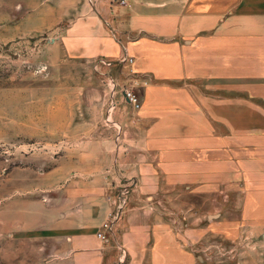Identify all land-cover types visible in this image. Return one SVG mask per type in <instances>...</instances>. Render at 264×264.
<instances>
[{
  "label": "rangeland",
  "instance_id": "1",
  "mask_svg": "<svg viewBox=\"0 0 264 264\" xmlns=\"http://www.w3.org/2000/svg\"><path fill=\"white\" fill-rule=\"evenodd\" d=\"M74 1L0 0V264H25V214L27 220L36 217L43 194L73 178L78 168L99 170L96 175L113 185L115 211L124 206L131 180L119 172L132 161L133 151L149 142L139 139L141 132H151L150 106L157 98L145 70L149 33L140 34L145 39L141 66L117 33H110V40L122 55L94 56L90 37L84 35L79 48L75 34L70 35ZM191 84L197 89L196 81ZM209 84L213 81H206L207 106L237 103L239 118L248 114V97L214 96ZM160 91L165 98V89ZM211 112L206 113L205 143H194L195 137L184 135L193 129L183 127H175L172 141L163 137L161 146L173 151L168 153L173 159L204 157L206 174L190 167L193 176L157 177L152 194L158 224L170 235L163 240L165 234L159 233L158 242L171 246L166 264H264L260 182L213 175L215 157L244 155L241 140L254 142L255 137L239 133L230 140V128L224 122L215 126ZM139 121L148 127H135ZM237 125L246 130L244 122ZM172 168L175 173L182 169L177 163ZM250 178L261 180L260 175Z\"/></svg>",
  "mask_w": 264,
  "mask_h": 264
},
{
  "label": "crops",
  "instance_id": "2",
  "mask_svg": "<svg viewBox=\"0 0 264 264\" xmlns=\"http://www.w3.org/2000/svg\"><path fill=\"white\" fill-rule=\"evenodd\" d=\"M72 8L76 18L70 35L75 34L79 48L85 45L84 35L90 37L94 56H121V47L110 40V33H117L141 66L139 49L145 39L140 34L149 33L145 70L150 72L151 95H157L150 106L151 132L140 133V141L149 142L140 145V152L133 151V158L128 155L132 161L117 174L131 180V189L108 240L100 241L96 231L117 207L110 197L113 185L96 175L99 170L93 166L78 168L73 178L43 194L36 217L27 220L25 214V264H114L120 258L122 264H166L171 246L158 242V234H165L163 240L170 235L158 224L152 194L157 177L193 176L190 167L206 174L204 157L173 159L168 155L173 151L161 146L163 137L173 140L175 127L193 129L184 135L203 144L206 113L212 111L215 126L224 122L230 128V140L239 133L255 137L254 142L241 140L246 154L215 157L213 175L229 176L230 182H260L264 193V0H75ZM206 81H213L208 88L214 96L248 97V114L239 118L237 103L207 106ZM238 122H244L245 131L235 129ZM138 124L135 127H148ZM176 163L181 172L173 171ZM257 175L260 181L250 178ZM143 196L150 200L145 202Z\"/></svg>",
  "mask_w": 264,
  "mask_h": 264
},
{
  "label": "built area",
  "instance_id": "3",
  "mask_svg": "<svg viewBox=\"0 0 264 264\" xmlns=\"http://www.w3.org/2000/svg\"><path fill=\"white\" fill-rule=\"evenodd\" d=\"M125 0H121V2H124ZM130 96V94H128ZM132 97V96H130ZM132 101H135L131 98ZM122 204V203H121ZM119 204L117 210L111 211L107 218L101 222L99 228L96 231V237L100 241H107L109 238V235L113 232V225L114 223L119 219L120 217V210L122 208V205ZM114 264H122V259H118Z\"/></svg>",
  "mask_w": 264,
  "mask_h": 264
},
{
  "label": "bare ground",
  "instance_id": "4",
  "mask_svg": "<svg viewBox=\"0 0 264 264\" xmlns=\"http://www.w3.org/2000/svg\"><path fill=\"white\" fill-rule=\"evenodd\" d=\"M133 100H135L133 97H132Z\"/></svg>",
  "mask_w": 264,
  "mask_h": 264
}]
</instances>
